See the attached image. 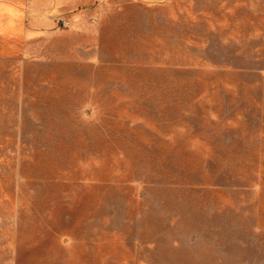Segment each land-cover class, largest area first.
<instances>
[{
    "label": "rangeland",
    "instance_id": "obj_1",
    "mask_svg": "<svg viewBox=\"0 0 264 264\" xmlns=\"http://www.w3.org/2000/svg\"><path fill=\"white\" fill-rule=\"evenodd\" d=\"M0 264H264V0H0Z\"/></svg>",
    "mask_w": 264,
    "mask_h": 264
}]
</instances>
